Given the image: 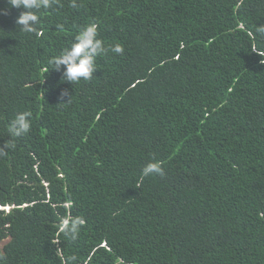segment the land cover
<instances>
[{
  "label": "trees",
  "instance_id": "16d2710c",
  "mask_svg": "<svg viewBox=\"0 0 264 264\" xmlns=\"http://www.w3.org/2000/svg\"><path fill=\"white\" fill-rule=\"evenodd\" d=\"M0 204V264H264V0H0Z\"/></svg>",
  "mask_w": 264,
  "mask_h": 264
},
{
  "label": "clouds",
  "instance_id": "9594fccd",
  "mask_svg": "<svg viewBox=\"0 0 264 264\" xmlns=\"http://www.w3.org/2000/svg\"><path fill=\"white\" fill-rule=\"evenodd\" d=\"M121 55V54H120ZM12 207L10 206H3L0 204V210H5L6 212H9V210L11 209Z\"/></svg>",
  "mask_w": 264,
  "mask_h": 264
}]
</instances>
